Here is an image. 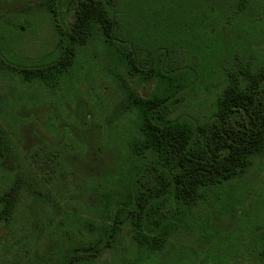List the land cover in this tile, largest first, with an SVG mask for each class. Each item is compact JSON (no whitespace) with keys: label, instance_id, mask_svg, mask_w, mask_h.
<instances>
[{"label":"trees","instance_id":"16d2710c","mask_svg":"<svg viewBox=\"0 0 264 264\" xmlns=\"http://www.w3.org/2000/svg\"><path fill=\"white\" fill-rule=\"evenodd\" d=\"M247 1L233 0L237 2L234 11L227 0L44 2L64 48L69 42L78 48L98 37L109 48L108 70L120 63L129 71L128 80L119 82L123 85L120 107L132 115L135 134L126 144L133 159L125 166L119 164L120 175L109 180L108 191L102 190L103 179L92 185L99 193L101 210L91 217L59 208L64 221L59 253L36 260L37 264H84L83 254L88 262L100 248H115L126 229L132 245L128 253L137 254L130 262L143 264L163 251L180 228L189 229L186 210L206 200L208 190L242 177L253 159L264 154V57L251 54L258 53L256 39H264V32L241 18L247 13ZM262 2L259 9L264 13ZM21 20L13 19L15 27ZM3 28L0 24L2 62ZM6 28L11 32L10 25ZM61 49L62 45L55 48L43 62L16 67L23 82L50 88L65 85L75 50H66L62 56ZM179 55L186 57L188 65H175ZM214 70H218L220 87L209 113L202 119L176 114V96L186 89L207 90L202 81H208ZM132 77L154 79L155 92L140 95L129 82ZM8 141L0 119V162L8 155ZM60 148L66 149L65 144ZM19 170L15 167L12 172ZM0 198V220H14L15 194ZM169 200L174 201L172 208H168ZM258 248L263 260V234Z\"/></svg>","mask_w":264,"mask_h":264},{"label":"rangeland","instance_id":"374dc122","mask_svg":"<svg viewBox=\"0 0 264 264\" xmlns=\"http://www.w3.org/2000/svg\"><path fill=\"white\" fill-rule=\"evenodd\" d=\"M45 1L0 0V24L5 27L1 55L5 61L0 58V112L3 116L0 119L10 145L8 155L0 162V196L13 182L12 170L15 167L29 170L32 149L43 145V140L49 137L41 123L47 119L46 112L50 108L61 123L70 125L72 132L65 139L67 155L60 150V155L67 156L60 157V176L50 175L46 181L37 175L40 180L36 179L34 185L33 178L31 193L25 183L21 185L15 195L14 220H0V264H37L36 260L41 262L45 256L59 253L60 225L64 223L59 208L91 217L98 213L102 205L92 185L103 179L102 190L108 191L106 184L120 175L119 164H129L134 156L126 145L135 134L134 124L130 122L132 115L120 107L123 85L119 82L128 80V70L120 63L108 70L111 67L109 48L100 43L98 37L75 48L71 76L61 88H50L38 82L27 84L17 73L19 65L36 62L55 49L54 20L44 9ZM227 1L231 10H236L237 2ZM262 4V0H248L247 13L241 17L250 27L259 29L258 32H264V13L259 9ZM67 13L65 11L64 15ZM14 16L25 20L21 31L10 32L6 28ZM256 41L258 53L251 54L262 58L264 39L259 37ZM175 65L183 67L188 65V60L179 55ZM209 75L208 81H202L207 90L186 89L176 96L173 101L176 114L202 119L209 113L220 87L218 70ZM133 79L129 82L140 95L155 92V81ZM27 175L22 180L29 182L28 178L36 174ZM208 192L206 200L186 210L189 229L180 228L163 251L147 257L143 264H264V259L255 257L254 243L256 236L264 235V154L253 159L242 177ZM173 203L169 200L168 208H172ZM19 228L20 237L17 236ZM128 234L127 229L123 230L115 248H100L88 262V256L83 254L84 264L132 263L130 260H136L137 254L131 257L128 253L132 246ZM81 238L87 239L82 233Z\"/></svg>","mask_w":264,"mask_h":264},{"label":"flooded vegetation","instance_id":"af4514ba","mask_svg":"<svg viewBox=\"0 0 264 264\" xmlns=\"http://www.w3.org/2000/svg\"><path fill=\"white\" fill-rule=\"evenodd\" d=\"M22 17H12L10 19H20ZM25 20L21 21H16L17 22V27H15V22L11 20V22H9L10 28L14 31H21L24 28V23ZM8 25V26H9ZM61 30V29H59ZM63 31H65V28H62ZM56 31V43L54 44V48H60V45H62L63 49H61V55L64 56V52L67 50L69 53H71V50L74 49L73 44H70V42L67 45V48H64L66 45L64 43H60L62 41V38L59 37V32H57V29H55ZM71 47V48H69ZM58 53V51H57ZM74 54V53H73ZM43 58H41L38 61L43 62L42 60ZM28 66V65H26ZM137 69H140L136 66ZM129 74V71H127ZM149 74V73H148ZM134 77H132L131 79L129 78V80H132ZM134 80V79H133ZM149 81H154V79H150ZM131 83V82H130ZM132 86H134L133 83H131ZM137 90V89H136ZM139 93V92H138ZM147 96V95H146ZM47 114V119L41 123V126L44 130V132H46L48 134V138L43 140V145H36L33 149L32 152L30 153V160H28V165L29 170H27L26 167L20 168L19 171H15L12 172V174L14 175V179L12 184H10V188L8 189V191L6 192L7 194H17L16 192H18L19 187H21V185H23L24 183L28 186L31 185L33 178L35 179L34 181V185L37 184V181H39L40 179H45L46 181H49L50 179V175L52 177H56V176H60V164H61V158L67 157L64 155H60V150L64 151V154H66V149H61V144H65L67 143L66 137L70 136L71 134V127L70 125L67 124H63L61 123L60 117L59 116H55L57 115L55 113L54 110H52L51 108L46 112ZM48 115H52L53 117H48ZM50 120V121H48ZM22 169H26V170H22ZM33 171H32V170ZM27 174H36L35 177H29V182H26L22 179H26L27 178ZM37 175H39L37 178ZM36 182V183H35ZM41 182V181H40ZM26 187V186H25ZM97 191H95L96 193ZM16 199V198H14ZM258 229V228H257ZM262 231V228L259 229V232ZM260 236L258 237L256 236V238L254 239V243H255V248L256 250V256L258 257V246H259V240H260Z\"/></svg>","mask_w":264,"mask_h":264},{"label":"crops","instance_id":"0c3cea01","mask_svg":"<svg viewBox=\"0 0 264 264\" xmlns=\"http://www.w3.org/2000/svg\"><path fill=\"white\" fill-rule=\"evenodd\" d=\"M229 232V231H228ZM217 240V239H216Z\"/></svg>","mask_w":264,"mask_h":264}]
</instances>
